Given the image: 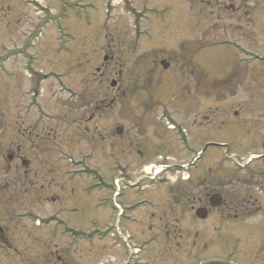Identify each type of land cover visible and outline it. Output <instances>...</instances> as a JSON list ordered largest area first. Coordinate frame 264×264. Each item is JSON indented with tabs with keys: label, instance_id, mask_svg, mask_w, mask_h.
Returning a JSON list of instances; mask_svg holds the SVG:
<instances>
[{
	"label": "flooded vegetation",
	"instance_id": "obj_1",
	"mask_svg": "<svg viewBox=\"0 0 264 264\" xmlns=\"http://www.w3.org/2000/svg\"><path fill=\"white\" fill-rule=\"evenodd\" d=\"M143 1L141 5L134 2V5L128 8L132 18L127 36L129 39L132 37L129 41L134 47L144 38L146 41L161 39L157 44L161 43L163 46L153 47L145 52L146 57L151 54L154 60L152 63L154 67L150 69L148 76H151L150 81L159 84L160 81L154 80L157 69L168 71L173 62H176L178 55L182 54L184 57L183 54H188L187 60L180 62L176 68L179 75L178 109L181 114L177 110L178 115L175 117L170 114L175 111L168 101L158 99L157 104L150 105L152 108L160 107L156 119L164 128L170 127L161 123L163 115L168 121L175 122L173 128L177 142L181 151L188 157L171 166L166 159L159 160L155 157V163L152 161L150 164L160 168L162 172L159 175L150 172L143 178L125 177L122 172L129 170L131 166L136 167L139 164L144 168L147 165L144 160L149 155V148L153 152H158L157 156L165 155L162 152L165 142L163 132H152L153 137L159 138L157 146L156 142L146 143L137 137L132 125L117 122L107 131L99 130L100 126H95L93 136L100 154V165H89L87 159L90 160L94 154L91 152L86 154V150L83 149L72 150L68 144L71 143L68 140V132L73 123L79 133L87 134L91 128L90 123L102 120L104 108L115 106L118 98L112 97L109 103L107 98H103L101 89L96 94L97 98L91 97L89 102L83 103L80 111L73 110L72 107L64 109V112L52 110L51 134L39 132L35 135V139L51 135V166L47 167V170L51 171V178L43 172L46 170V164L38 158V153L33 152V148L30 152L25 150L27 132L19 127L21 136H18L20 141L16 143L15 148L11 146L6 152L0 148V264H201L212 261L227 264H264V128L259 140L260 151L249 153L246 161L238 164L240 167L230 161V143L226 141L217 143L210 130H206L205 135L200 132L198 57L201 51L197 48L195 53L190 52L188 46L185 47L188 43L185 37L188 36L180 33L186 23H188L186 26L193 27L189 18H185L187 22L181 19L183 0H168L169 3L159 5L156 2L153 4L150 0ZM185 2L189 4L192 13L198 16L200 6H204L216 20L214 25L222 26L223 23L224 27L241 28L254 22V16L264 13V0H185ZM174 26H179L176 34ZM175 37L179 38L178 50L167 48L168 40ZM117 39L119 44H114L112 56L116 66L123 57V50L126 49L124 43L127 42L122 37ZM195 40L198 41V36L193 41ZM219 43L231 46L242 54L247 52V46L240 37L227 35L226 39ZM253 54L259 58L257 52ZM26 55L39 60L42 57L37 52L32 54L26 52ZM109 60V56L105 55L104 61ZM242 60L244 61L243 57ZM104 68L102 66L97 69V74L99 72L101 74L98 78L99 83L103 82V70L109 72L108 66L104 65ZM117 68L112 71L115 74V78L112 79L115 85L111 82L112 88L118 86L122 77V69ZM44 71L40 69L34 72L30 80L32 88L41 80L48 78ZM37 77L42 79L37 80ZM59 81L63 83L61 79ZM153 82L150 86L155 85ZM151 101L152 99H144L142 104L146 106ZM24 113L28 115L26 110ZM235 115H238V112H235ZM190 116H193V124H189ZM203 118L207 120L209 115H203ZM43 119L45 115H39L34 124L38 126ZM127 120L126 122H130ZM193 128L196 132L194 140L190 133V129ZM29 134H33V131H29ZM105 141L110 147L103 159ZM126 149L128 153L125 152ZM215 149L224 150L223 156L220 154L219 163L213 159ZM232 166L236 169L235 173ZM173 171L175 179L170 177ZM88 172L90 177L87 175ZM60 173L62 177H59ZM109 176L111 185L107 184L108 181L105 179ZM90 180L94 183L92 184ZM67 187L70 194L68 196L79 191L85 195L93 190L100 192L97 207L99 210L108 208L106 213L101 211L104 215L100 228H96L94 221L91 222L90 231L74 226L75 223L63 214V209L40 214L32 208L33 205L30 203L32 200L53 205L56 202L62 204ZM155 188L170 190V193H167L170 198L167 200L177 208L180 206L181 210L174 212L172 208L166 207L161 212L152 211L157 207V201L149 191ZM102 192H108L109 196L112 192L111 199L105 200L101 196ZM141 211L148 221H152L148 224V229L142 227V220L138 221L137 217ZM75 212L77 211L73 213ZM184 225L187 227L186 230L192 233L190 246L188 243L186 245L193 253L194 262L184 257V253H189L183 252L187 249L182 248ZM200 235H203L201 239L205 235H224L229 241L225 246L224 256L223 254L212 256L211 260L201 262L198 259ZM235 235L237 237L233 238ZM51 238L58 242L54 243ZM233 241L240 242L242 246L238 248ZM153 250L156 255L171 252L174 258L170 257L169 263L159 262ZM179 250L182 253L177 257Z\"/></svg>",
	"mask_w": 264,
	"mask_h": 264
},
{
	"label": "rangeland",
	"instance_id": "obj_2",
	"mask_svg": "<svg viewBox=\"0 0 264 264\" xmlns=\"http://www.w3.org/2000/svg\"><path fill=\"white\" fill-rule=\"evenodd\" d=\"M150 1L158 5L169 3L168 0ZM134 2L141 5L144 1L0 0V148L2 147L4 152L11 146L15 148L16 143L20 141L18 136H21L19 127H22L27 132L24 142L25 150L30 152L33 148V152L38 153V158L46 164V170L43 172L51 178V171L47 170V167L51 166V111L63 110L64 112V109L67 110L68 107L80 111L83 103L89 102L91 97L97 98L96 94L101 89L103 98H107L109 103L112 97L118 98L115 106L104 108L102 120L90 123L91 128L87 134L79 133L73 123L68 132V140L71 142L68 144L72 150L83 149L86 150V154L89 152L94 154L90 160L87 159L89 165H100V154L93 136L95 126H100L99 130L107 131L111 130L117 122L132 125L137 137L146 143L156 142L157 146L159 138L153 137L152 132H163L165 148L162 152L168 155L167 158L164 154L157 156L158 152H153L149 148L151 152L149 151L147 156L148 160H144L147 165L144 168L139 164L136 167L131 166L129 170L122 172L126 175L125 177L143 178L150 172L154 174L155 167L151 166L150 162L155 163V157L159 160L166 159L169 166L178 164L188 157L181 151L177 142L173 128L176 125L175 122L168 121L163 115L161 123L173 129L164 128L156 119L160 107H150L151 103L157 104L160 99L168 101L173 106L175 112L170 114L174 117L178 115L177 112L181 114L178 109L179 75L176 68L180 62L187 60L188 54H183L184 57L182 54L178 55L176 62H173L168 71L164 72L162 68L157 69L154 80L157 79L160 82L157 84L156 81H152L155 85L150 86L151 76H148L150 69L154 67L152 64L154 60L151 54L146 57L145 52L163 44H157L161 42V39L146 41L144 38L141 42H137L136 47L132 46L129 41L132 37L129 39L127 36L132 18L128 8L132 7ZM182 15V21L187 22L189 18L193 23V27L186 26L188 24L186 23L183 31H180L184 36H188L185 37L188 40L185 47L188 46L190 52L195 53L197 48L201 51L198 57L200 132L205 135L206 130H210L216 142L230 143V161L240 167L238 164H243L249 153L260 151L259 140L264 128V13L254 16V22L243 25L241 28L224 27L223 23H221L222 26H217L214 25L216 20L207 8L201 5L198 16L192 13L189 4L187 5L183 0ZM176 18L181 23L179 18ZM174 28L176 34L179 26ZM193 34L195 37L198 36V41H193L195 38H192ZM227 35L240 37L243 44L247 46L246 54L240 53L231 46H225L224 43H219L224 41ZM118 37L126 39L127 42L124 43L126 49L123 50V57L120 56L119 65L116 66L112 56L114 44H119ZM170 39L167 42V48L178 50L179 38ZM26 52L31 54L37 52L42 57L40 60L34 59L28 57ZM254 52H257L259 58L253 54ZM105 55L109 56L108 62L104 61ZM104 65L108 66L109 72L103 70V82L99 83L98 78L101 74L100 72L97 74V69L102 66L105 69ZM114 66L119 67L118 70L122 69L123 73L118 86L112 88L111 82L115 78V74L112 73ZM40 69L45 70L44 73L48 74V78L41 80L32 88L30 80L34 72ZM40 79L42 77H37V80ZM144 99H152V101L149 105L143 106ZM24 110L28 115L24 113ZM235 112H238V115H235ZM43 114L45 119L38 126L35 125V119ZM203 115H209V119L205 120ZM127 119L130 122H126ZM192 119L193 116L188 118L189 124H193ZM29 131H33V134H29ZM39 132L41 134L50 132V134L49 137L35 139V135ZM190 133L194 140L195 129H190ZM103 144L105 145L104 159L110 146L106 144V141ZM215 150L213 159L214 162L219 163L220 154L223 156L224 150ZM125 152L128 153V149ZM232 171L233 173L236 171L233 166ZM87 175L90 177L89 172ZM59 177H62L61 173ZM170 177L176 178L174 171ZM105 179L108 181L107 184H112L111 176ZM90 182L94 183L93 180ZM68 189L67 187L65 190L62 204L56 202L53 205L32 200L30 202L33 205L32 208L40 214L63 209V214L75 223L74 226L90 231L91 222L94 221L96 228H100L104 215L101 211L102 213L108 211V208L99 210L97 207L100 192L93 190L85 195L79 191L68 196L70 195ZM149 192L157 201V207L152 211L161 212L166 207L172 208L174 212L181 210L180 206L177 208L167 200L170 198L167 194L170 190L155 188ZM101 196L105 200L111 199L112 192L110 196L108 192H102ZM75 210L77 212L73 213ZM137 218L138 221L142 220V227L148 229L147 226L152 221H148L142 211ZM156 221L159 225L158 220ZM186 228L184 225L182 248L187 249L183 252L189 253H184V257L194 262L193 253L189 251L192 233ZM201 236L203 235L198 236L200 251L198 259L201 262L211 260L212 256L222 255L225 246L229 243L224 235H205L203 239ZM236 237L235 235L233 238ZM53 240L54 243L58 242ZM233 242L238 248L242 246L240 242ZM155 246L157 247V241ZM180 253H182L181 250L177 257H180ZM153 254L162 263L163 261L169 263L170 257L174 258L171 252H164L157 256L153 250Z\"/></svg>",
	"mask_w": 264,
	"mask_h": 264
},
{
	"label": "water",
	"instance_id": "obj_3",
	"mask_svg": "<svg viewBox=\"0 0 264 264\" xmlns=\"http://www.w3.org/2000/svg\"><path fill=\"white\" fill-rule=\"evenodd\" d=\"M166 67V66H165ZM112 85H115V82H112ZM205 264H227V263H219V262H211V263H205Z\"/></svg>",
	"mask_w": 264,
	"mask_h": 264
}]
</instances>
